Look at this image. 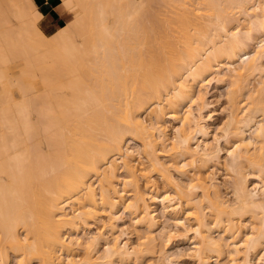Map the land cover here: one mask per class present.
Returning <instances> with one entry per match:
<instances>
[{"label": "bare ground", "instance_id": "1", "mask_svg": "<svg viewBox=\"0 0 264 264\" xmlns=\"http://www.w3.org/2000/svg\"><path fill=\"white\" fill-rule=\"evenodd\" d=\"M59 1L47 35L35 0H0V264H126L173 234L196 264H264V0Z\"/></svg>", "mask_w": 264, "mask_h": 264}, {"label": "rangeland", "instance_id": "2", "mask_svg": "<svg viewBox=\"0 0 264 264\" xmlns=\"http://www.w3.org/2000/svg\"><path fill=\"white\" fill-rule=\"evenodd\" d=\"M35 3L37 4L39 10L42 12V15H38L36 17L38 25H39L40 29L47 35H50L55 30H57L58 28H60L64 25H67L73 19V11L65 9L61 6L58 7L59 3H60L59 0H35ZM149 10L152 11V9H149ZM212 77L213 76L208 77L209 81L207 82V84H205L206 87L204 88V86H205L204 85L201 88V90L205 89V90H202V91H204V94L206 92V94L204 96V99L206 98L205 101H208L209 103L212 104V106L210 105L211 107L204 109L202 111V114L204 115L206 122H207V125L209 127V131L212 134L211 137L213 135H215V137L219 138V145L223 149L220 155H221V157L223 156L222 157V160H223L225 158V152H224L225 150L224 149L226 147V144H225L224 140L220 137L221 136L220 135L221 134L220 128L223 126L224 123L227 122L226 121L227 120L226 114H228V111H229L228 107L229 106H228V103H227L226 97H225V91H226L225 86L226 85H224V84L221 85L220 83L217 84L215 82V80L212 79ZM250 81L252 82L251 84L253 86H258L257 84L260 81V78H258V76H254ZM12 91H13V94H17V92L14 88H12ZM196 91H199L198 88H196ZM243 102L244 101H242V103ZM213 105L216 109L213 107ZM193 109L196 111V106H193ZM212 109H215V111H213ZM209 115H211V117H209ZM172 123L173 122L172 121L170 122V119H166L164 125H166L167 129H169L170 126L172 125ZM168 132L170 133L169 130H168ZM133 145H134V149H135L136 148L135 144L134 143L130 144L131 147H133ZM228 145H230V144H228ZM245 170H244V172L247 173L248 169L246 171ZM214 171L216 172L217 179L219 181H221L223 184V186L221 188V192H222L224 198L226 200H228L229 202L232 201L233 197L231 195L229 184L225 183V182L231 180L230 175L223 169L222 166H219V167L217 166V168ZM252 180H254V178H252ZM156 212L159 215L160 214V208H157ZM117 215H118V219L113 221V224L116 227V229H115L116 235L121 233V231H124V230L129 231L130 230L129 232L131 234V242L134 245L137 243V239L140 237V235L145 236V233H146L145 230L143 228H141V227L139 228L133 224L132 219H131L132 216H130V214L124 213L122 210H120L117 213ZM158 218H159L158 222L161 225V227H159L158 229H162V226H163V228H165L166 231H170V230L174 229L172 226L171 220H169L167 217L165 218V217L160 215ZM100 221L101 222L105 221V217H102L100 219ZM92 225L93 226H91V230H93V231H95V229L100 227L99 226L100 224H98V223L97 224L92 223ZM153 233L158 234L157 229ZM162 240L159 239V241H161V242H164V243L166 242L165 244L161 243V242L160 243L165 245V248L167 251L166 252L167 258L160 257L161 259H159V257H158L159 253L158 252L162 248L161 244H160L159 245L160 249H159V247L157 248V246H155L156 252L158 251L157 253L153 252V254L149 253L145 256H142L141 258H138L139 261L132 257V260L128 261L126 264H150V263L151 264H154V263L155 264H159V263L160 264H168V262H167L168 259H171L173 261L172 264H196L195 261L191 257L192 248H190L191 245H189V243H185V242L180 241V239L177 238V236L175 234H173L171 236V238H169V240H167V241H164V240L162 241ZM157 241H156V244L158 245L159 243H157ZM74 253L79 254L80 251L75 250ZM63 259H64V256H63ZM134 260H136V261H134ZM131 261H133L134 263ZM254 262H255V264H258L256 260H254ZM9 264H13L12 258L10 259ZM212 264H217V260L212 259Z\"/></svg>", "mask_w": 264, "mask_h": 264}]
</instances>
